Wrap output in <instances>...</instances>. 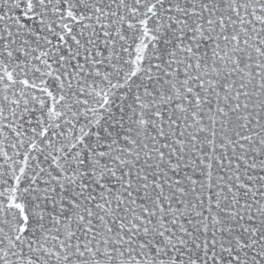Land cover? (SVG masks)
Segmentation results:
<instances>
[{
  "label": "snow or ice",
  "instance_id": "snow-or-ice-1",
  "mask_svg": "<svg viewBox=\"0 0 264 264\" xmlns=\"http://www.w3.org/2000/svg\"><path fill=\"white\" fill-rule=\"evenodd\" d=\"M0 264H264V0H0Z\"/></svg>",
  "mask_w": 264,
  "mask_h": 264
}]
</instances>
